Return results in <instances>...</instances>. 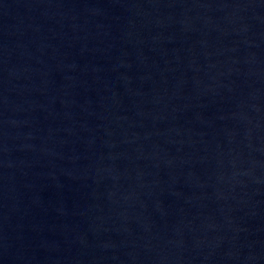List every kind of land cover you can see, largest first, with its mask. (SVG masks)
I'll list each match as a JSON object with an SVG mask.
<instances>
[{
  "label": "water",
  "instance_id": "95a60500",
  "mask_svg": "<svg viewBox=\"0 0 264 264\" xmlns=\"http://www.w3.org/2000/svg\"><path fill=\"white\" fill-rule=\"evenodd\" d=\"M0 264H264V0H0Z\"/></svg>",
  "mask_w": 264,
  "mask_h": 264
}]
</instances>
